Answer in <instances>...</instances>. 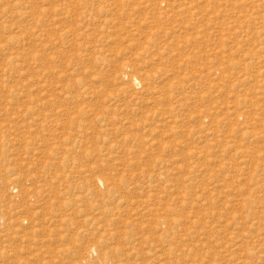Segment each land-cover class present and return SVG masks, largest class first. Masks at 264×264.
Segmentation results:
<instances>
[{
	"label": "rangeland",
	"instance_id": "rangeland-1",
	"mask_svg": "<svg viewBox=\"0 0 264 264\" xmlns=\"http://www.w3.org/2000/svg\"><path fill=\"white\" fill-rule=\"evenodd\" d=\"M0 264H264V0H0Z\"/></svg>",
	"mask_w": 264,
	"mask_h": 264
},
{
	"label": "bare ground",
	"instance_id": "bare-ground-1",
	"mask_svg": "<svg viewBox=\"0 0 264 264\" xmlns=\"http://www.w3.org/2000/svg\"><path fill=\"white\" fill-rule=\"evenodd\" d=\"M137 82V81H136ZM89 251V250H88Z\"/></svg>",
	"mask_w": 264,
	"mask_h": 264
}]
</instances>
